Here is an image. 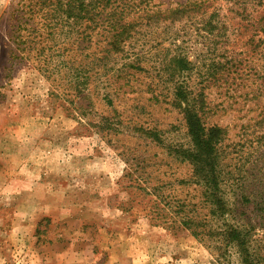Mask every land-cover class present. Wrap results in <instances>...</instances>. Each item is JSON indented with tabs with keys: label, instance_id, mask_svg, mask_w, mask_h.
I'll list each match as a JSON object with an SVG mask.
<instances>
[{
	"label": "rangeland",
	"instance_id": "obj_1",
	"mask_svg": "<svg viewBox=\"0 0 264 264\" xmlns=\"http://www.w3.org/2000/svg\"><path fill=\"white\" fill-rule=\"evenodd\" d=\"M187 1L131 0L136 11L128 20L139 23L121 52L101 50L108 43L100 36L81 42L73 51L77 58L93 61L92 52L99 51L116 70H93L76 95L66 71L44 75L36 59H13L11 24L19 0H0V264H219L187 229L165 223L171 214L145 187L162 184L160 195L175 201L200 198L194 184L179 182L190 175L189 165L159 142L189 145L184 115L171 103L174 82L185 79L195 88L212 72L221 79L205 89L215 110L207 120L228 125L226 161L242 179L241 186H230V199L238 219H259L264 4L243 2L249 19L237 13L234 0H211L206 13L192 12V18L152 17ZM213 10L222 25L216 36L205 29ZM66 31L58 28L44 42L68 43ZM175 55L195 66L173 68ZM130 61L143 69L117 71ZM106 119L121 131L105 130ZM151 131L159 133L157 140ZM245 191L253 193L248 203L241 200Z\"/></svg>",
	"mask_w": 264,
	"mask_h": 264
},
{
	"label": "trees",
	"instance_id": "obj_2",
	"mask_svg": "<svg viewBox=\"0 0 264 264\" xmlns=\"http://www.w3.org/2000/svg\"><path fill=\"white\" fill-rule=\"evenodd\" d=\"M234 1L240 6L237 13L245 19L251 18L252 14L247 12L248 7L243 3L247 0ZM133 3L131 0H19L13 8L15 22L11 24L14 46L12 57L36 59V67L44 75L48 72L56 74L66 71L65 78L68 85L77 91L76 95H79L88 86L93 70L97 69L98 74L100 66L108 70H116V68L107 67V62L104 63V56L98 54L99 51L92 52L93 61H86L83 57L77 58L73 51L80 48L81 42H94V38L95 42H99V36L108 43V47H103L101 50L108 53L123 51L125 42L132 40L139 23L138 20H128V15L136 11L133 10L136 7ZM257 3L262 5L264 1L258 0ZM210 6L211 0H189L165 8L152 17L172 20L192 18V12L203 15ZM217 18V12L213 10L205 26L210 35H214L215 30L222 26L221 20ZM64 27H67L65 36L72 37L67 41L68 43L44 42L47 36L54 37L56 30L58 28L63 30ZM88 55L91 53L88 52ZM172 61L175 64L173 68H179L180 71L195 66L183 55H175L169 62ZM128 66L143 69L142 65L130 61L118 67L117 71L121 73ZM219 79L221 78L212 72L195 88H191L185 79L174 82L171 103L180 108L184 115L190 143L184 146L168 144L163 140L159 142L167 147L177 161L189 165L190 175L179 179V182L194 184L200 192V198L197 201L193 199L175 201L173 196L160 195L162 184L154 182L145 187H149V191L159 197L160 202L163 203L162 209L167 210V214H171V223H165L187 229L211 250L219 264H264V241L261 239L264 237V231L262 236L258 234L259 231L264 230V202L257 203L255 207L258 220L237 218L229 189L232 183L241 186L242 179L234 176V171L229 168L226 161L230 152L226 143L230 138L229 127L227 124L221 125L207 120L215 110L205 89L210 83ZM222 79L226 81L224 76ZM127 81L129 82L128 78ZM104 97L108 103H113L111 93L106 92ZM153 97L159 96L157 94ZM261 113L262 118L258 120V125L264 122V107ZM103 123L107 131H121L114 122H108L106 119ZM136 129L143 130L141 127ZM150 133L153 139H158L159 133L156 131ZM148 175L143 176L146 177L144 181L148 180ZM251 194L253 196L252 192L249 194L243 192L241 200L244 203L250 202Z\"/></svg>",
	"mask_w": 264,
	"mask_h": 264
}]
</instances>
